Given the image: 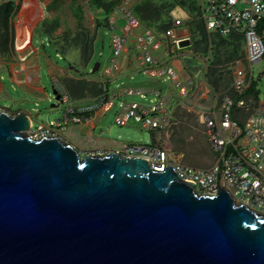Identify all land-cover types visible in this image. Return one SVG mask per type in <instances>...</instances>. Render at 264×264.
<instances>
[{
	"label": "water",
	"instance_id": "95a60500",
	"mask_svg": "<svg viewBox=\"0 0 264 264\" xmlns=\"http://www.w3.org/2000/svg\"><path fill=\"white\" fill-rule=\"evenodd\" d=\"M32 120L0 112V264H264V217L224 190L201 196L139 157H81L31 138Z\"/></svg>",
	"mask_w": 264,
	"mask_h": 264
},
{
	"label": "built area",
	"instance_id": "2783aa9c",
	"mask_svg": "<svg viewBox=\"0 0 264 264\" xmlns=\"http://www.w3.org/2000/svg\"><path fill=\"white\" fill-rule=\"evenodd\" d=\"M198 2L199 12L193 16V21L197 18L208 36L238 37L244 43L245 60L249 64L261 61L264 57V30L260 33L258 29L264 20V0ZM170 20L171 26L163 34H158L141 25L133 13L130 0H122L112 9L109 29L112 34V70L118 69L117 60L123 53L136 52L143 66L140 74L158 82H170L178 94L174 102L158 89L122 88L117 93L105 91L89 104L69 110L61 121L51 123L49 127L37 125L36 130L29 133L30 137L35 140L58 138L64 142L62 136L53 130L54 126L62 129L68 123L81 124L96 111L109 112L119 100L123 101L119 106L121 113L118 125L133 121L152 132L166 131L173 121L171 106L186 109L184 103L194 97L198 90L194 75L188 73L182 78L171 61L166 59L183 48V41H190L188 34L180 35L178 31L187 26L189 21L176 16H171ZM118 21L124 24L121 29ZM111 71L107 70L105 74ZM225 71H228L232 80L226 93L220 95L215 92L204 79L203 91L208 98L212 95L209 107L197 112L188 110L197 116L206 144L214 156L208 169L185 165L183 154L162 146L159 141L152 147H124L116 153L121 158L145 159L157 172H164L166 167H171L181 181L194 185L199 195L215 197L220 190H224L235 205L264 217V104L259 103L254 96H247L250 84L245 82V68L240 62L227 66ZM53 83L63 103L68 95L59 81L53 80ZM135 97L142 102L124 101L125 98Z\"/></svg>",
	"mask_w": 264,
	"mask_h": 264
},
{
	"label": "rangeland",
	"instance_id": "374dc122",
	"mask_svg": "<svg viewBox=\"0 0 264 264\" xmlns=\"http://www.w3.org/2000/svg\"><path fill=\"white\" fill-rule=\"evenodd\" d=\"M41 1L44 12L47 15L46 22L39 25L35 30L32 46L37 48L41 54L49 58L54 64L60 68L66 70L72 77L70 81L68 79L63 80L60 84L65 88L69 87L67 84L74 88L77 92L82 86L89 82H96L101 80L103 84V91H109L113 93L119 92L122 88H151L158 89L161 92H165L166 87L170 88L174 97L178 94L171 88L170 82H158L156 79L142 76L140 73L133 74L130 78L129 73L121 72L113 78L112 74L105 75V70H112L111 59L113 56L111 32L105 28L97 30V12L87 3L85 0H39ZM106 2H116L117 4L122 0H105ZM146 1H151L155 6L161 7L162 4L172 2V0H130L133 8L141 5ZM189 3L191 0H187ZM48 4V5H47ZM199 5V4H198ZM77 7L82 11V25L81 28L77 26L76 19L73 13H78ZM163 20L165 17L169 20L168 13L163 10ZM172 16H176L182 20H188L189 24L193 22V16L187 11H182L176 8ZM58 23V28L55 32L49 36L43 34L45 29L50 28L54 22ZM170 21V20H169ZM195 21V20H194ZM1 23L0 33L4 34V41L6 37L9 43H12V37L9 28L4 27ZM120 29L123 27V23H120ZM185 29V28H184ZM183 28L178 29L182 31ZM6 31L8 33H6ZM118 33V32H117ZM6 36V37H5ZM22 39L27 40L25 36ZM87 49V56L89 60L85 63L83 56V49ZM61 52V53H60ZM136 52L127 56V53L117 60L120 66H125L122 61L130 58L132 66H140L136 61ZM157 56V53L154 54ZM178 56H184L196 64H203V61L207 58V53L195 50L194 47L183 48L177 52ZM241 58V55H240ZM83 59V60H82ZM210 62L212 63L213 57L210 56ZM40 70L39 77L41 85L46 89L47 99L40 100L31 94L24 92L23 89L16 86L9 80V77L3 75L0 91V112H4L10 115H16L23 112H32L33 120L31 124V131H35L37 125L43 124L49 127L51 123L61 121L63 116L71 109H76L78 106L82 107L89 104L92 98L89 96L78 100L71 98L68 94L66 101L62 104L57 103L54 100L52 90L54 83L50 78L49 70L45 64V59L39 61ZM99 65V69L92 74V71ZM242 66L245 68V82H249L252 95L256 97V100L264 104V57L256 64H249L247 61L242 62ZM202 67V66H199ZM227 66H222L219 70L222 73L223 84L231 85V76L228 71H225ZM124 69V68H123ZM220 74V73H219ZM196 75V74H195ZM203 77H197V83L203 82ZM226 88L225 90H227ZM226 91L223 93L224 94ZM65 97V96H64ZM81 100L80 104L77 101ZM62 101V100H61ZM90 101V102H89ZM123 100H119L114 104V107L107 113H104L99 119L96 125V131L91 136H82L78 129V124L74 126L67 125L61 130L56 126L53 130H56L64 139V142L76 147L81 157L89 154L104 153L113 150L120 151L122 148L127 147H152L156 141H159L162 146L166 148L180 149L179 153L183 154V163L196 169H208L213 161L214 156L210 152L205 138L202 133V128L198 121L197 116L190 112H176L174 119L170 127L164 131H149L144 129L141 124H137L133 121H128L125 125H118L117 120L121 113L120 103ZM126 102H142L139 98H127ZM149 101L146 100V103ZM89 102V103H88ZM193 106L196 111H203L209 106L202 104V106H195L192 102H185L184 105ZM188 113V114H187ZM111 152H108V154Z\"/></svg>",
	"mask_w": 264,
	"mask_h": 264
},
{
	"label": "crops",
	"instance_id": "0c3cea01",
	"mask_svg": "<svg viewBox=\"0 0 264 264\" xmlns=\"http://www.w3.org/2000/svg\"><path fill=\"white\" fill-rule=\"evenodd\" d=\"M8 2H13L15 7V11L13 12V15L10 17L9 25H8L9 31L10 33L12 32L11 34L13 35H11L12 43L11 42L9 43L7 37L6 40L4 41V38H2L4 37V34L0 33V91L2 89L1 87L3 86L2 84L3 75L1 73H4L9 77V80L11 82H13L19 88L23 89L24 92H27L32 96L39 98L40 100H45L48 97H47L46 89L41 85V80L39 77L40 59H45V64L47 65L50 78L52 79V81L57 80L61 83L65 79H68V81H70L72 78L66 70L54 64L49 58L41 54L37 48H33L32 46L35 30L39 27L40 24H42L47 20V15L44 12V8H47V6L43 5L42 7L41 1L39 2V0H0V22H3L1 7ZM120 23L123 22L118 21L119 28L121 25ZM1 28L2 27L0 23V32H2ZM184 28L181 31L180 35L188 34L190 38L189 47L191 46L195 47V43L202 38L201 37L202 33H200L195 28H190V26H185ZM205 35H206L205 38L208 42V43L206 42L208 45V49L206 48L204 49L203 47L202 52L207 53L206 56L207 58L203 61L202 65L201 64L192 65L191 63V66L203 67L202 71H199V73H194L192 67L189 68L186 67V61L190 59L184 56H178L177 53L172 56H169L166 59L171 61V64L182 78H185V76L188 73H190L194 75L196 81L198 76H202L203 79L207 81L206 83L210 85L209 80L205 78L206 73L208 72L207 70L209 69L210 66H216L217 69H220L222 66H232V64H234L235 62H240L242 66L243 60L244 61L246 60L244 54V43L243 41L237 39L238 37L220 38L215 34L208 36L205 33ZM23 36H25L27 40L22 39ZM184 48H188V47H184ZM126 53L127 56H129L133 52H126ZM210 56L213 57L212 63L209 60ZM136 61L140 64V66H132L133 64L131 62V59L128 57L127 59H124L122 63H124L125 66H120L118 64L117 66L118 69L116 71L112 70L114 73H116L113 75V78H116V75H119L122 71L123 72L127 71L129 73L128 76H130V78H132L133 74L140 73V70L142 69L143 66H141V62H139L137 57H136ZM205 66H207V68H205ZM107 70L110 69H106L105 71ZM113 72H111V74ZM204 72H205V77H204ZM205 80H203V82L201 83H197L198 89L200 88V92H201L200 95H198V98H195L197 94L196 92L194 97H192L187 102H192L193 105L195 106H202L201 101L204 102L207 101L206 99H208V96L203 91ZM95 83L102 84L101 80H98ZM132 89H141V88L135 87ZM142 89H151V88H142ZM163 93L169 99H172L171 100L172 102L176 100V97H174L170 88L166 87V90ZM76 95L78 96L79 94L76 93ZM93 99L94 98H92V101ZM77 102L78 104H80L81 100ZM185 107L186 109H181V108H175L172 105L170 109L172 112L173 119L177 111L180 112V114L182 113L181 111L189 112L191 110L197 112L193 108V106H187L185 104ZM103 114H104L103 111H96L93 114L89 115L83 123L78 124L77 126L80 134L82 136H91L96 131V125L98 124L99 119ZM31 116L33 117L32 112H31ZM67 125L74 126L72 123H68ZM73 147L76 149L75 146ZM108 152H117V150L116 151L110 150ZM108 152L106 153L108 154Z\"/></svg>",
	"mask_w": 264,
	"mask_h": 264
},
{
	"label": "trees",
	"instance_id": "16d2710c",
	"mask_svg": "<svg viewBox=\"0 0 264 264\" xmlns=\"http://www.w3.org/2000/svg\"><path fill=\"white\" fill-rule=\"evenodd\" d=\"M85 1H87V3L94 9V11L97 12V16L100 17L98 18L99 20H97V24H96L98 28L97 30L106 28L107 31L108 30L110 31L109 17H110V14L112 13V9L116 6L117 3L116 2H106L105 0H85ZM198 3H199L198 0H191L190 3L187 0H172V2H168V3L162 4L161 7H157L151 1H146L142 3L141 5L135 6L133 8V13L139 19L142 26L151 28L158 34H163L171 26L170 17L173 15L172 13L176 8H179L182 11H187V13L189 12L190 15L191 14L197 15L199 12ZM1 8H2L1 9L2 16H3L2 23L7 30L8 25H9V19L13 15V12L15 11V7H14L13 2H8L5 5H3ZM76 9L78 10L77 11L78 13L77 14L73 13L75 15L74 18L76 19L77 26L81 28V25H82L81 23L83 19L82 11L79 7H77ZM163 10L166 11L168 15L170 14L169 16L170 21L167 19V17H165V19L163 20V16H164ZM53 22L54 24L50 28L45 29L43 31V34L46 33L49 36H51V34L56 31V29L58 28V23L56 21H53ZM43 25H44V22H43ZM187 26H190V28H195L200 33H202L201 34L202 38L195 43V47H194L195 50L202 51L203 47L204 49L205 48L208 49V45H207L208 42L205 38L206 35H205V31H204V27L202 23L197 21V18H196V20L193 21L192 23L189 24L188 22ZM263 30H264V20L260 23L258 31L262 33ZM6 33L8 32L6 31ZM231 37H234V36H231ZM237 39L242 41L240 38H237ZM86 50L87 49L85 48L83 49V56H84V60H86L85 63L87 64V61L89 60V56H87L88 50L87 51ZM191 63L192 65L196 64L192 60H187L186 67L188 68L192 67V69L194 70V73H199V71H202L203 67L191 66ZM207 71L208 72L206 73L205 78L209 80V83L211 87L214 89V91L217 93H223L224 91H226L225 89L228 88V85L223 84V78H222L221 71L217 69L216 66H210ZM69 84L70 82L67 84L69 87L65 86V90L67 94L75 100L76 99L78 100V98L83 99L86 96H89L91 98H96L104 92L103 87H102L103 84H99L95 82L86 83L84 85V88L82 86L77 92H75L74 88L71 87V85ZM198 90H197V94L195 98H198V95H200L201 93L200 88ZM76 93L79 95L77 96ZM247 94H248L247 96H253L250 89L248 90ZM211 100H212V95L208 98L207 101L205 102L201 101V104H207L208 102L210 104ZM173 151L175 153H179V151L181 150L173 149Z\"/></svg>",
	"mask_w": 264,
	"mask_h": 264
}]
</instances>
